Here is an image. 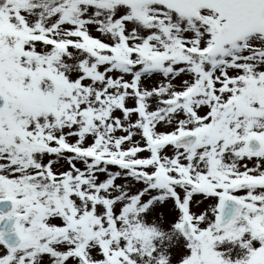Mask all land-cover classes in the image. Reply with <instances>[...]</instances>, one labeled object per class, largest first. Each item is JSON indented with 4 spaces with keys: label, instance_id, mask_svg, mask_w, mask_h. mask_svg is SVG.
<instances>
[{
    "label": "snow or ice",
    "instance_id": "snow-or-ice-1",
    "mask_svg": "<svg viewBox=\"0 0 264 264\" xmlns=\"http://www.w3.org/2000/svg\"><path fill=\"white\" fill-rule=\"evenodd\" d=\"M0 264H264V0H0Z\"/></svg>",
    "mask_w": 264,
    "mask_h": 264
}]
</instances>
